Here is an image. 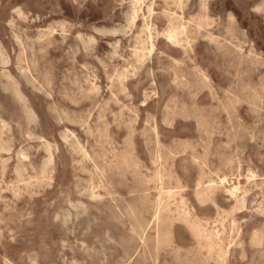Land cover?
<instances>
[{
  "label": "rangeland",
  "instance_id": "1",
  "mask_svg": "<svg viewBox=\"0 0 264 264\" xmlns=\"http://www.w3.org/2000/svg\"><path fill=\"white\" fill-rule=\"evenodd\" d=\"M0 74V264H264V0H0Z\"/></svg>",
  "mask_w": 264,
  "mask_h": 264
},
{
  "label": "bare ground",
  "instance_id": "2",
  "mask_svg": "<svg viewBox=\"0 0 264 264\" xmlns=\"http://www.w3.org/2000/svg\"><path fill=\"white\" fill-rule=\"evenodd\" d=\"M259 10V9H258ZM128 16V15H127ZM230 16V15H229ZM129 17H130V15H129ZM231 17V16H230ZM131 19V18H130ZM129 21V20H128ZM58 22V21H57ZM56 22V23H57ZM61 22H63V21H61ZM60 22V23H61ZM12 23V22H11ZM128 23V22H127ZM130 23L132 24V21H130ZM55 24V23H54ZM134 24V23H133ZM59 26H61V25H59ZM128 26V25H127ZM133 26V25H132ZM176 26V25H175ZM63 27V26H62ZM125 27V26H124ZM126 28V27H125ZM55 29V28H54ZM123 29V28H122ZM50 30V29H49ZM53 31V30H52ZM55 31V30H54ZM13 32V31H12ZM210 34V33H209ZM41 35H44V34H41ZM138 36V35H137ZM148 37H150V36H148ZM89 39V38H88ZM150 39V38H149ZM145 41V40H144ZM21 42V41H20ZM146 42V41H145ZM144 42V43H145ZM143 43V42H142ZM143 43V44H144ZM20 45H21V43H20ZM144 45H146V44H144ZM135 48V47H134ZM78 49V48H77ZM42 50V49H41ZM32 52V51H31ZM18 54V53H17ZM20 54V53H19ZM18 54V55H19ZM32 54V53H31ZM1 55H2V53H1ZM22 55V54H21ZM20 55V56H21ZM19 56V57H20ZM142 57V56H141ZM25 58V57H24ZM19 60H22L21 58H19ZM22 61H20V63H21ZM26 63V62H25ZM31 63V62H30ZM32 65V64H31ZM21 67V66H20ZM28 69V68H27ZM4 71V70H3ZM9 71V70H8ZM23 71V70H22ZM2 74V73H1ZM0 74V75H1ZM5 74V73H4ZM8 74V73H7ZM27 74V73H26ZM46 77V76H45ZM1 80V79H0ZM6 80V79H5ZM33 81V80H32ZM47 81V80H46ZM5 82H7V80L6 81H4V84H5ZM32 83V82H31ZM44 85V84H43ZM34 89V88H33ZM81 91V90H80ZM86 92V91H85ZM15 95H16V93H15ZM16 100H17V98H15ZM118 100V99H117ZM106 106V105H105ZM81 126H82V124H81ZM202 127V126H201ZM202 128H204V127H202ZM205 129V128H204ZM133 130V129H132ZM204 132H205V130H204ZM207 132V131H206ZM207 133H209V132H207ZM213 133V132H212ZM219 134V133H218ZM71 135V134H70ZM73 135V134H72ZM211 135V134H210ZM128 136H130V135H128ZM66 137V136H65ZM64 137V138H65ZM132 137V136H131ZM66 138H68V137H66ZM130 138V137H129ZM76 140V139H75ZM128 140V139H127ZM130 142V141H129ZM77 143H79L78 141L76 142V144ZM81 145V144H80ZM1 146V145H0ZM72 147H73V145H72ZM78 147V146H77ZM76 148V147H75ZM78 149V148H77ZM3 150H5V149H3ZM79 151V150H78ZM23 152V151H22ZM160 154V153H159ZM48 155H49V159H48V164L49 163H51L52 161H53V155H52V153L51 152H48ZM27 157V156H26ZM22 166V165H21ZM20 167V166H19ZM16 169V168H15ZM21 170V169H20ZM19 169L17 170V171H20ZM17 171H15L16 173H17ZM20 175V174H19ZM22 175V174H21ZM20 175V176H21ZM20 176H18V174H17V177H19L20 178ZM23 176V175H22ZM21 176V178L23 179V177ZM18 180V179H17ZM23 181H25V180H23ZM22 182V181H21ZM27 186H28V184H27ZM88 186V185H87ZM17 189V188H16ZM93 189V188H92ZM83 190H85V188H83ZM92 191V190H91ZM92 195V194H91ZM226 199V198H225ZM80 204H82V203H80ZM85 205V204H84ZM83 205V206H84ZM85 209V208H84ZM84 212V211H83ZM68 214V212L66 213V215ZM132 215V214H131ZM129 216V215H128ZM130 218V217H129ZM133 218V217H132ZM132 218H131V220H132ZM152 219H153V216H152ZM130 220V219H129ZM133 222V221H132ZM144 233V232H143ZM124 240V239H123ZM128 244V243H127ZM177 249V248H176ZM262 255H264L263 253H262ZM32 260H34V259H32ZM36 260V259H35ZM7 262V264H8V260L6 261ZM3 263H5V261L3 262ZM124 263V262H123ZM12 264V263H11ZM125 264H127V263H125ZM152 264H153V262H152ZM157 264V263H156Z\"/></svg>",
  "mask_w": 264,
  "mask_h": 264
}]
</instances>
